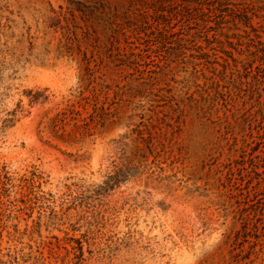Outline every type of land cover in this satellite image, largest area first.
I'll list each match as a JSON object with an SVG mask.
<instances>
[{"label": "rangeland", "instance_id": "rangeland-1", "mask_svg": "<svg viewBox=\"0 0 264 264\" xmlns=\"http://www.w3.org/2000/svg\"><path fill=\"white\" fill-rule=\"evenodd\" d=\"M67 5L0 0V264H264L263 255L242 260L233 251L234 245L242 247L239 191L246 173L243 137L236 145L220 124L223 110L202 121L188 110L179 127L175 102H162L165 108L157 114L122 109L120 121L110 120L91 135L72 126L65 134L73 135L64 140L52 133L49 120L74 101L81 73L76 63L55 54L44 64L33 57L42 54L44 41L55 49L60 35L51 11ZM256 8L253 15L263 16L264 6ZM90 30L101 37L100 28ZM225 45L241 59L239 50ZM219 57L223 62L224 54ZM127 72L109 67L101 76L116 85ZM30 92L48 100L32 103ZM76 110L79 120L91 123V108ZM141 135L164 146L153 154ZM253 147L264 155V145ZM33 167L45 177L39 201L19 195L9 180ZM117 174L120 182L110 186Z\"/></svg>", "mask_w": 264, "mask_h": 264}, {"label": "trees", "instance_id": "trees-1", "mask_svg": "<svg viewBox=\"0 0 264 264\" xmlns=\"http://www.w3.org/2000/svg\"><path fill=\"white\" fill-rule=\"evenodd\" d=\"M241 2L67 0V7L51 11L54 33L60 35L55 49H50L52 42L44 41L42 54L33 58L44 64L49 55L55 54L57 60L76 63L81 73L74 101H68L70 105L49 120L52 133L63 140L74 133L72 130L66 135V127L77 130L84 127L87 130L84 136L91 135L110 120L120 121V112L125 108L157 114L156 109L165 108L162 102L171 105L175 102L174 112L179 117L175 123L179 127L188 110L200 121L223 110L224 117L218 116L220 124L231 132L236 145L239 135L243 137L241 170L246 173L244 185L239 187L244 196L241 212L244 229L238 234L242 247L234 245L233 251L242 260L252 257L258 260L264 256V155L257 154L253 146L264 145V15L258 17L253 12L257 6H264V0ZM79 19L86 25L84 28L79 26ZM256 19L261 22L255 23ZM89 23L100 28L101 37L90 30ZM231 31L235 33L230 35ZM225 44L239 50L241 59H235ZM220 53L224 54L223 62ZM109 67H125L129 72L120 83L109 85L101 76L103 69ZM181 72L185 76L177 80ZM173 86L179 95L174 93ZM27 96L32 103L42 98L48 100L41 92H30ZM77 105L84 111L91 108V123L85 118L78 119L82 115L76 110ZM108 107L114 108V112ZM78 120L82 125H78ZM128 120L130 124L134 121ZM141 140L153 154L158 146H164L159 139L147 140L144 135ZM236 162L240 164L239 160ZM132 169L137 167L127 169V174ZM120 178L119 174L111 177L107 186L119 183ZM9 180L18 194L29 201L43 197L45 177L37 168ZM254 180L257 186L252 187ZM245 245L248 251L244 255Z\"/></svg>", "mask_w": 264, "mask_h": 264}]
</instances>
